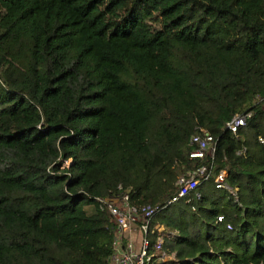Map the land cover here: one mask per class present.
<instances>
[{
	"label": "trees",
	"instance_id": "obj_1",
	"mask_svg": "<svg viewBox=\"0 0 264 264\" xmlns=\"http://www.w3.org/2000/svg\"><path fill=\"white\" fill-rule=\"evenodd\" d=\"M259 136L264 0H0V264H107L120 192L155 209L146 264H264Z\"/></svg>",
	"mask_w": 264,
	"mask_h": 264
},
{
	"label": "built area",
	"instance_id": "obj_2",
	"mask_svg": "<svg viewBox=\"0 0 264 264\" xmlns=\"http://www.w3.org/2000/svg\"><path fill=\"white\" fill-rule=\"evenodd\" d=\"M248 117L249 113L247 112L235 115L227 122L226 126L232 133H235ZM258 141L263 143V137L259 136ZM191 142L196 144V148L189 154L190 157L202 158L205 151H213L214 140L205 130L200 129L199 132L193 134ZM225 176L224 170L217 172L213 179L215 188L229 189L225 182ZM208 177L209 171L205 166H201L189 174L178 177L175 182L176 191L170 197L168 204L183 198L195 189L200 182L208 180ZM95 202L100 209H103L110 215L114 222L112 254L107 264H146L149 261L146 233L148 231L150 216L155 209L137 207L129 201V196L125 192H120L107 199L96 198ZM138 209H141L143 212V219L140 224H138L137 218ZM217 220H220V218H217ZM154 229L157 230L156 238L158 243H160L162 236L156 226H154ZM156 248H158V245ZM161 257H164L163 253Z\"/></svg>",
	"mask_w": 264,
	"mask_h": 264
}]
</instances>
